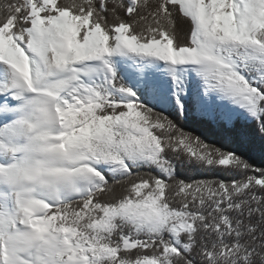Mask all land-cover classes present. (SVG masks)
Masks as SVG:
<instances>
[{
	"label": "snow or ice",
	"instance_id": "1",
	"mask_svg": "<svg viewBox=\"0 0 264 264\" xmlns=\"http://www.w3.org/2000/svg\"><path fill=\"white\" fill-rule=\"evenodd\" d=\"M0 264H264V0H0Z\"/></svg>",
	"mask_w": 264,
	"mask_h": 264
},
{
	"label": "trees",
	"instance_id": "2",
	"mask_svg": "<svg viewBox=\"0 0 264 264\" xmlns=\"http://www.w3.org/2000/svg\"><path fill=\"white\" fill-rule=\"evenodd\" d=\"M191 126H192V127H198L195 123H193ZM254 158L256 159V161H257L258 163L260 162V156H259L258 153L254 155ZM182 175L198 176L199 174L194 173V172H188V171L184 170V171H182Z\"/></svg>",
	"mask_w": 264,
	"mask_h": 264
}]
</instances>
